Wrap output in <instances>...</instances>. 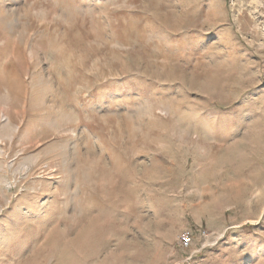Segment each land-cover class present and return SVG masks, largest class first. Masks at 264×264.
I'll return each mask as SVG.
<instances>
[{"label": "rangeland", "instance_id": "rangeland-1", "mask_svg": "<svg viewBox=\"0 0 264 264\" xmlns=\"http://www.w3.org/2000/svg\"><path fill=\"white\" fill-rule=\"evenodd\" d=\"M0 264H264V0H0Z\"/></svg>", "mask_w": 264, "mask_h": 264}, {"label": "built area", "instance_id": "built-area-1", "mask_svg": "<svg viewBox=\"0 0 264 264\" xmlns=\"http://www.w3.org/2000/svg\"><path fill=\"white\" fill-rule=\"evenodd\" d=\"M194 243V237L191 233H184L179 240V245L184 250H189Z\"/></svg>", "mask_w": 264, "mask_h": 264}, {"label": "bare ground", "instance_id": "bare-ground-1", "mask_svg": "<svg viewBox=\"0 0 264 264\" xmlns=\"http://www.w3.org/2000/svg\"><path fill=\"white\" fill-rule=\"evenodd\" d=\"M6 120H7V118H6Z\"/></svg>", "mask_w": 264, "mask_h": 264}]
</instances>
